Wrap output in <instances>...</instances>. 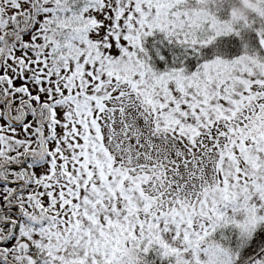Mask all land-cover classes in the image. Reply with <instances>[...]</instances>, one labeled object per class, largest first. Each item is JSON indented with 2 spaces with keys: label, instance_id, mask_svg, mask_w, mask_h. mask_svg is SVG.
Wrapping results in <instances>:
<instances>
[{
  "label": "snow or ice",
  "instance_id": "6c2138e0",
  "mask_svg": "<svg viewBox=\"0 0 264 264\" xmlns=\"http://www.w3.org/2000/svg\"><path fill=\"white\" fill-rule=\"evenodd\" d=\"M0 264H264V0H0Z\"/></svg>",
  "mask_w": 264,
  "mask_h": 264
}]
</instances>
